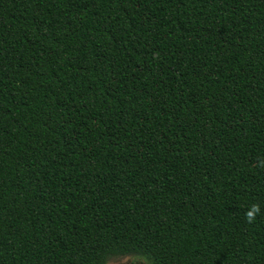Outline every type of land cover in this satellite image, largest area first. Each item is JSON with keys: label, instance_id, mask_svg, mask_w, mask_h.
Returning a JSON list of instances; mask_svg holds the SVG:
<instances>
[{"label": "trees", "instance_id": "obj_1", "mask_svg": "<svg viewBox=\"0 0 264 264\" xmlns=\"http://www.w3.org/2000/svg\"><path fill=\"white\" fill-rule=\"evenodd\" d=\"M121 256L264 264V0H0V264Z\"/></svg>", "mask_w": 264, "mask_h": 264}, {"label": "rangeland", "instance_id": "obj_2", "mask_svg": "<svg viewBox=\"0 0 264 264\" xmlns=\"http://www.w3.org/2000/svg\"><path fill=\"white\" fill-rule=\"evenodd\" d=\"M106 264H147V262L134 256H121L117 258H111Z\"/></svg>", "mask_w": 264, "mask_h": 264}, {"label": "clouds", "instance_id": "obj_3", "mask_svg": "<svg viewBox=\"0 0 264 264\" xmlns=\"http://www.w3.org/2000/svg\"><path fill=\"white\" fill-rule=\"evenodd\" d=\"M257 211H258L257 207L252 206V209L249 212H247V214H246L248 219L251 220Z\"/></svg>", "mask_w": 264, "mask_h": 264}]
</instances>
